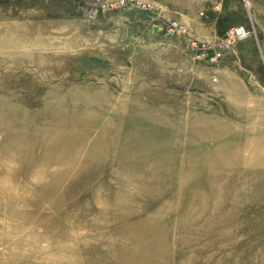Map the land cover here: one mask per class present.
Wrapping results in <instances>:
<instances>
[{
  "label": "rangeland",
  "instance_id": "1",
  "mask_svg": "<svg viewBox=\"0 0 264 264\" xmlns=\"http://www.w3.org/2000/svg\"><path fill=\"white\" fill-rule=\"evenodd\" d=\"M41 1L68 30L0 48V264H264V0Z\"/></svg>",
  "mask_w": 264,
  "mask_h": 264
},
{
  "label": "bare ground",
  "instance_id": "2",
  "mask_svg": "<svg viewBox=\"0 0 264 264\" xmlns=\"http://www.w3.org/2000/svg\"><path fill=\"white\" fill-rule=\"evenodd\" d=\"M99 1V0H98ZM95 3V1H93ZM97 3V2H96ZM89 5V4H88ZM87 6V5H86ZM91 7V6H90ZM89 8V7H88ZM95 8V7H94ZM96 11V10H95ZM54 11L49 8L47 6V4L41 0H0V48H9V49H14L16 50L17 48L20 47H24V48H35L38 46H44L42 48H48L50 45L49 41L46 40V36H43V34H47V33H52L54 28H58V29H62V30H68L69 25H68V20H67V13L62 12L63 14L61 15V19H58L59 21H55V19L52 17ZM93 13V12H92ZM91 14V13H90ZM44 37V38H43ZM44 44H41V43ZM52 49V48H51ZM18 51V49L16 50ZM47 52V51H46ZM20 57V56H19ZM32 75H30L31 77ZM37 77V75H36ZM35 79V78H33ZM36 80V79H35ZM27 82V81H26ZM36 82V81H35ZM17 84V83H16ZM33 84V83H31ZM71 90V89H69ZM74 91L76 89H73ZM73 91V92H74ZM79 91V90H78ZM72 92V93H73ZM80 92V91H79ZM84 91H82L83 93ZM71 93V91H70ZM75 93V92H74ZM81 93V92H80ZM81 93V94H82ZM84 94V93H83ZM5 99V98H4ZM7 100H5L4 102H7L6 105H9L13 102V100H11V98H6ZM3 105V106H6ZM27 107L33 109V105L29 104L27 105ZM35 110V109H34ZM2 112H8V107H2ZM33 117V116H32ZM31 118V117H29ZM31 120V119H30ZM29 120V129L28 131L26 130V128L21 127L22 129L24 128V130H26L28 133L26 134H30L33 130H34V123L33 120L30 123ZM208 121V120H207ZM203 122V121H202ZM28 125V123H27ZM201 125H204L203 123ZM206 125V124H205ZM203 127V126H202ZM208 128V126H206ZM15 130V129H14ZM208 131H210L209 129H207ZM238 130V129H237ZM13 131V130H12ZM205 131V130H204ZM214 132L213 134H215V131H211ZM203 133V132H201ZM217 133V132H216ZM250 133V132H249ZM202 135V134H201ZM211 135V134H210ZM206 136V134H205ZM211 137V136H208ZM223 137V136H222ZM253 137V136H252ZM207 138V137H206ZM28 139V138H27ZM204 139V138H202ZM213 139V138H211ZM254 139V137H253ZM221 140V139H220ZM219 140V141H220ZM237 141V140H235ZM234 141V143H236ZM243 141V140H241ZM252 141V140H251ZM18 142V140H17ZM28 142V141H27ZM225 142V141H224ZM24 143V142H23ZM20 146H18L15 152L14 150V155L11 157L15 158L20 162L23 163V161L26 159V162H31L33 161V159H30V154L28 152L26 155L23 154V150L25 147V144H23ZM227 143V142H226ZM239 142H237L238 144ZM251 143V142H250ZM20 144V143H19ZM220 144H222L220 142ZM253 144V143H252ZM15 145V144H14ZM27 145V143H26ZM215 145V144H214ZM219 145V143H218ZM225 145V143H224ZM229 145V142L228 144ZM238 145H240L239 147H235V153L236 155H238L240 153L241 150L243 149H249V154L251 156H256L258 161L256 162H249L248 157L243 159V165L245 166L246 169H250L254 171V174L256 175L259 172H264V139H260V141L257 143L256 147H253L252 145V149H250L251 147H249L248 144H246L245 141L241 142V144L239 143ZM232 146V145H231ZM234 146V145H233ZM251 146V145H250ZM16 147V145H15ZM227 147V146H226ZM230 147V146H229ZM228 148V147H227ZM11 149H13V146L11 147ZM231 149V148H230ZM247 149V150H248ZM35 150V149H34ZM32 150V151H34ZM225 150V149H224ZM229 150V149H227ZM246 150V151H247ZM31 153V152H30ZM246 153V152H244ZM243 154V153H242ZM215 154H213L214 156ZM216 156V155H215ZM246 156V155H245ZM235 158V157H234ZM250 158V157H249ZM220 160V158H219ZM21 164V163H20ZM0 174L3 177H9L10 175L8 174L7 170L0 169ZM15 179V183H17L19 186H23L26 184V180H29L30 183H33L31 177L30 178H26V177H19V178H14ZM224 181V180H221ZM223 184V183H221ZM224 185V184H223ZM222 185V186H223ZM234 186V184H231ZM3 187V186H2ZM218 187V186H217ZM226 187V186H225ZM224 187V188H225ZM261 187H264L261 186ZM220 188V187H219ZM223 188V189H224ZM244 188L245 190L240 192L238 194V196L245 194L246 192H248V187H247V183H244ZM210 189V188H209ZM218 190V189H217ZM226 190V189H225ZM220 191V189H219ZM223 190L219 193H222ZM218 193V192H216ZM218 193V195H219ZM230 194V193H229ZM15 198V197H14ZM241 199V198H239ZM22 200V199H21ZM242 200V199H241ZM237 202V201H236ZM241 203V202H240ZM256 203V202H255ZM236 205V204H235ZM254 204L248 206L245 210V212H250L253 211L252 209H259L261 211H264V207H261V205H256L253 206ZM238 206V204L236 205ZM253 206V207H252ZM230 207V206H229ZM239 207V206H238ZM242 207V206H241ZM244 207V206H243ZM27 208V207H26ZM217 208V207H216ZM23 209V208H22ZM190 209V208H189ZM232 209V208H230ZM237 210V209H236ZM216 211V210H215ZM230 211V210H229ZM218 213V211H217ZM231 213V211L229 212V214ZM234 213V212H233ZM228 214V215H229ZM206 216V215H205ZM222 216V215H220ZM224 216V215H223ZM231 218L233 215H231ZM207 217V216H206ZM234 217V216H233ZM211 218V217H210ZM228 218V216L226 217V219ZM204 219V218H203ZM213 219V218H212ZM233 219V218H232ZM215 220V219H214ZM209 221V220H208ZM217 221V220H215ZM203 222V221H202ZM214 222V221H213ZM222 222V221H221ZM251 223V222H250ZM209 224V223H208ZM237 224L238 221H237ZM243 226V225H241ZM254 226V225H253ZM229 227V226H228ZM239 227V226H238ZM245 227V226H244ZM233 228V227H232ZM248 228V226H247ZM230 229V228H229ZM243 229V228H242ZM250 229V228H249ZM245 231V230H244ZM242 232V231H241ZM202 233V232H201ZM205 233V232H204ZM200 234V232H199ZM244 234V233H243ZM201 237V235H200ZM201 245V244H200ZM197 247V246H196ZM233 248V247H232ZM233 250V249H232ZM235 251V250H234ZM193 257V256H192ZM231 257V256H230ZM229 257V258H230ZM198 260V259H197ZM229 260V259H228ZM201 261V260H200ZM226 263V262H225ZM231 264V263H230ZM236 264V263H234Z\"/></svg>",
  "mask_w": 264,
  "mask_h": 264
},
{
  "label": "built area",
  "instance_id": "3",
  "mask_svg": "<svg viewBox=\"0 0 264 264\" xmlns=\"http://www.w3.org/2000/svg\"><path fill=\"white\" fill-rule=\"evenodd\" d=\"M144 6H146L144 3H142ZM250 30L244 26V25H234L229 30V33L227 35L228 42L234 43L236 40L242 39L244 37H247L250 34Z\"/></svg>",
  "mask_w": 264,
  "mask_h": 264
}]
</instances>
